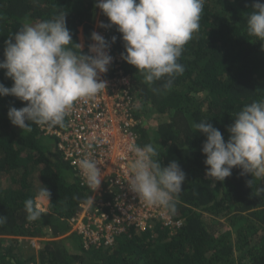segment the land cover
I'll use <instances>...</instances> for the list:
<instances>
[{
    "label": "trees",
    "instance_id": "trees-1",
    "mask_svg": "<svg viewBox=\"0 0 264 264\" xmlns=\"http://www.w3.org/2000/svg\"><path fill=\"white\" fill-rule=\"evenodd\" d=\"M257 0H205L200 29L185 45L179 62L185 71L171 88L163 80L146 84L143 75L121 58L124 45L115 26L108 30L112 55L131 80L132 132L139 146L157 144L161 166L172 161L186 174L177 212L169 213L178 227L155 221L143 231L133 228L112 246L85 249L77 235H65L67 220L76 215L90 191L57 148L58 138L46 129L64 133L65 126L32 125L31 132L11 124L10 107L26 106L13 96L0 97V264H264V196H256L257 181L233 168L223 182L206 176L202 145L206 136L192 127L208 120L227 142L228 127L247 104L264 99V41L247 34L246 13ZM264 3V0H259ZM97 0H0V61L5 41L25 21L32 23L66 14L73 42L89 54L96 22L108 18ZM98 18V19H97ZM113 71L109 70L108 75ZM0 84L13 81L0 69ZM161 88L159 92L153 89ZM46 186L51 200L41 220L26 219L24 201ZM264 187V181L258 185ZM37 238L41 248L24 258L20 243Z\"/></svg>",
    "mask_w": 264,
    "mask_h": 264
},
{
    "label": "clouds",
    "instance_id": "clouds-1",
    "mask_svg": "<svg viewBox=\"0 0 264 264\" xmlns=\"http://www.w3.org/2000/svg\"><path fill=\"white\" fill-rule=\"evenodd\" d=\"M205 0H97L96 7L108 18L107 25L115 26L121 34L124 52L121 58L136 68L146 84L163 80L161 88L172 87L177 76L185 71L179 62L185 45L200 29ZM247 34L264 41V3L257 0L246 13ZM93 43L90 54L82 53V46L73 42V35L66 25V14L57 13L51 19L22 27L5 41L4 59L0 69L13 81L12 87L0 84V97L13 96L26 106L10 107L8 118L22 132H31L32 125L64 127L74 105L95 98L107 88V81L100 79L107 73L112 56L111 43L97 32L91 34ZM161 88L153 89L159 92ZM208 120L193 123L196 132L206 136L202 153L206 176L223 182L233 168L242 169L241 175H250L251 187L257 181L256 196H264V99L245 105L235 116L227 131L222 133ZM87 147L92 149V144ZM157 144L144 146L132 144L130 163L132 175L129 188L148 206L163 208L175 214L179 194L186 174L179 164L172 161L161 166ZM78 167L92 193L96 192L104 174L99 162L86 155L79 159ZM51 192L40 184L34 198L24 201L26 219L41 220L49 205ZM85 203L94 205L89 195ZM7 223V216H0V227ZM70 235V234H69Z\"/></svg>",
    "mask_w": 264,
    "mask_h": 264
},
{
    "label": "built area",
    "instance_id": "built-area-1",
    "mask_svg": "<svg viewBox=\"0 0 264 264\" xmlns=\"http://www.w3.org/2000/svg\"><path fill=\"white\" fill-rule=\"evenodd\" d=\"M93 32L107 41L109 32L96 22ZM91 40L87 44L89 47ZM90 54V53H89ZM109 54L113 60L107 73L100 79L107 81V88L95 98L79 101L67 117L64 133L46 129V133L58 138L57 148L76 170L80 182L94 197V205L84 203L76 215L68 219L69 234L77 235L85 249L91 245L112 246L116 238L128 229L146 230L155 221H161L170 229L179 226L163 208L148 206L129 188L133 153L129 146L138 145L132 132L134 126L130 114L132 96L129 94L130 78L121 70L118 55ZM109 70L113 71L112 75ZM92 144V149L87 147ZM96 159L104 174L99 189L92 193L78 167L79 159L86 155ZM68 234V235H69Z\"/></svg>",
    "mask_w": 264,
    "mask_h": 264
},
{
    "label": "rangeland",
    "instance_id": "rangeland-1",
    "mask_svg": "<svg viewBox=\"0 0 264 264\" xmlns=\"http://www.w3.org/2000/svg\"><path fill=\"white\" fill-rule=\"evenodd\" d=\"M98 10L99 9L97 8V11ZM45 207H46V210H47V205H45ZM68 234L69 233H67L65 235H68ZM40 248H41L40 241L37 238L24 239L20 243V252L22 253V256L24 258L36 255V253L38 252V250H40Z\"/></svg>",
    "mask_w": 264,
    "mask_h": 264
}]
</instances>
